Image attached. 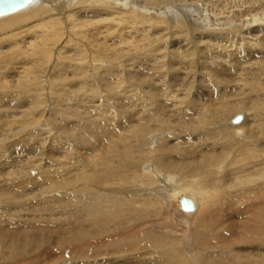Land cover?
Here are the masks:
<instances>
[{"label":"rangeland","instance_id":"1","mask_svg":"<svg viewBox=\"0 0 264 264\" xmlns=\"http://www.w3.org/2000/svg\"><path fill=\"white\" fill-rule=\"evenodd\" d=\"M176 1L172 0V2H170V3L168 2V4L165 3L166 5L162 6V8H160V10H159V12L161 13V16H159V15L154 16L151 14L149 15L151 17L153 16L154 18L157 17L156 21H160L161 22L160 25H159V23H156L154 21H153V23L155 25H152L151 23H149L150 21H148V22L146 21V23H147V24H145L146 28L143 27V24H139L136 27V30L133 29V30H135L136 33H130L131 35H129V32L127 33L128 35L125 36L127 38V40L124 43H122L123 41H121L118 38H115L116 40H112L111 44L115 43L114 44L115 46L117 44L116 42H119L118 43L119 46L117 45L116 47H114L112 45L113 46L112 50H115V52L118 49H121L120 52H119V50L116 52L117 56L109 54L110 56H109V58H107L103 54L100 55V53H98L97 50L93 51L94 46H91V44L87 45V42L85 40H83V41L79 40L80 44H79L78 48L81 50V52L84 50L86 51V49H87V52H86L87 54L85 53L87 55V57L85 55V59H86L85 62H87L89 64H91V63L97 64V65L94 64L95 65L94 69L92 68V69L83 70L81 68L80 69L77 68V67H80L77 65V64H79V62L77 60L81 59L80 58L81 52L79 53V51L77 50V47H74L71 50H69V49L64 50V52L62 51L61 53H62L63 57L66 56L65 55L66 51H68V52L70 51L72 58L67 59V60H65V58H64L63 59L64 61L62 60L59 64H57L58 66L56 64H54L55 66L52 69L51 68L49 69V71H48L49 73L46 72L45 77L43 75V73H44L43 70L46 67L45 65L43 66L44 69L42 68L41 71L38 70L40 66L37 64L36 65L31 64V66H30V64L27 65L26 68H27L28 72H30L33 69L36 70L37 75L36 76L34 75L35 80L33 81V84L31 81H29V82L23 84V86H19V82L22 79L17 80V78H15L16 73H18L17 71L20 70V69H18L17 71L15 70V68H17L16 65H9L8 67L4 65L3 68L2 67L0 68V72H1L0 73V79H1V81H0V117H1L0 122H2V123H0V193L1 192L3 193V191L6 190L5 193L7 195H9V196L4 195V197L0 196V199H1L0 202L2 201L0 203V264H90L91 262L88 260H92V259H96V261H95L96 264H98V262L103 263V264H115V263H117V264H154L155 261H153V260H155L157 257L154 253H151L150 255L148 254V255L140 258V257L135 256L136 251L134 253L133 252L131 253L129 251L126 252V250H128L129 248H119L118 250H116L117 248L115 249L112 246H107L110 244L113 245L112 240H115V239L119 240V239L124 238L123 239L124 241L131 243V240L134 241L135 238H139V237H141V239L145 240L146 241L145 243H147V242L152 243V241H156V242L162 241V245H163L162 249L163 250L168 251L170 253L176 251L178 253V255H180V256L183 254L185 259L187 260L186 261L187 264H196V262H195L196 258H198V255H200L202 253V250H201L200 246L198 245L199 242L201 241V238L198 235L196 236V233L194 232V230H196V229L194 228L195 226L193 227V225H191L190 226L191 228L190 229L188 228L187 230L183 227H180V226L177 228L176 227L177 222H175L176 221V217H175L176 215L173 216V214H171L170 211H167V210L164 211L162 214V216H164V217L161 216L159 219L155 218L157 221L154 220L153 215H150L149 217L144 218V219L143 218L141 219V217H139V220H138V218H132L130 214L127 216L125 215L126 217L123 216L124 218L122 217L121 219H119L117 221L109 223L108 228H110L111 230L107 228L106 229L107 232H104V233L103 232H97L96 230H94V228H92L90 226L89 223L84 222L83 220H82V222H81V220L80 221L78 220L79 216H77L78 215L77 211H80L81 208L78 210V209H75L71 204H69V206H70L69 210L70 211H68L66 213H64V212L61 213V212H57V209L59 208V204H54L55 206H50L48 199H47V198H49L48 195L50 196V194L45 193V192L40 193L39 192V190H41L40 188L38 189V187H33V186H32L33 187L32 188L30 185V184H33V183L29 182V179L31 178V176L30 177H27V176L29 175V171H31L29 169H31L32 166L29 167L27 164L21 163L22 161H25V159L28 160L27 157L25 156V154L29 155L30 157H36L37 154L42 153V154H40L41 158H42L41 155H43L41 163H42L43 167H46L47 169L53 167L54 165H55V167H57V169H58V167L62 166L59 169H68L66 175L68 176V174H69L71 176L74 174H78L81 171L83 173V168L87 167V170H88V167H89L88 171L91 170L90 171L91 174H90V172H88V175H92L93 174V170H92L93 167L91 168L92 165H87L88 164L87 161L91 160V158L92 159L93 158L94 159H101V156L103 157V155H102L103 151L105 150V148L107 146V142H106L107 139L106 138L108 137L109 140L112 139L114 142L116 141V143H121V138H124V140H127L124 143L129 144L128 146H133V150H135L136 152H139L141 155V156H139V154L138 155L136 154V157H139V161L140 160L141 161L139 162L140 167L135 169L139 174H141V173H143V170L144 169L146 170V168H149V166H152V168H154L153 166L156 164L157 160H158V162L160 160H161V162L165 161V158L162 157L163 155H167L168 156L167 158H169V156L176 158V156H177V154L175 152V151H177L176 149L181 150L182 148L184 149L185 147L190 148L186 141L180 140V138L187 135L186 133H182L181 127L184 126V123H180L176 120L177 118H179V116H177V113L175 110H173L171 108L169 109V107L165 106V103H164L165 102V100H164L165 94H163L162 89H164V91H166V93H168V94L177 95V93H178V95L180 96L179 97L177 95L178 98H181V96H183L182 94H184L187 91L192 90L194 93L198 90L199 91V92L197 91L199 93L198 95H201V96H199V99H197V100H199V102L203 106L205 105L206 108H210L209 109L210 111H214L216 113V117L214 118V120L211 124L212 126L209 125L207 127V128L213 129V131H218L219 129H221V126H223V124H226V125L228 124V127H231L230 121L235 119L239 115H243L244 109L247 106H248V108L250 106H252V104L248 98L251 94L249 95L247 89L245 91L244 89H241V88L246 87L247 82H248V84H250L249 83L251 81L250 80V72L257 73L256 72L257 69L253 68L252 65H250L251 67L249 66L250 68L248 67V65L247 66L244 65V67L242 68L243 70L239 71V73H241L242 75L240 77H237V78H239V81L238 80L236 81V78L231 80L229 77L228 83H227L226 82L227 78H224V81H223L221 79H217L218 77L214 76L215 78H212L209 75L212 72V70H211L212 66L208 65L207 60L202 59L203 55H202L201 51H203V50L207 51V49H205V46L210 45L211 38L213 36H214L215 40L212 39V41L214 40L215 42L222 45V40H220V39L218 40L217 38H219L221 35L227 34V36H229L230 33L232 34V31H230V30L233 29L234 26H236V25L240 26L242 24L246 31H247V29L249 30V28H251V26H252V28L250 30H252V29L258 30L260 28L264 29V21H262V20H264V17L263 18L261 17V16H264V12H263L264 11V0H207V1L206 0H188V1L187 0H178L177 3H176ZM186 4L188 6H186ZM168 5H169V7H168ZM176 8H177V10H176ZM185 8H186V10H185ZM147 11L153 12V9L149 8L148 10H146V12ZM216 12H217V14H216ZM260 13H262V14H260ZM254 15H256V17L259 18L257 24H253L251 22L252 21L251 16L253 17ZM207 16H208V18H207ZM162 17L164 18V20ZM196 17H197V19H196ZM232 17H234V18H232ZM206 18L208 21L206 20ZM215 18L220 23H218L215 20ZM219 18L222 20V22H221V20H219ZM204 19L207 22H205ZM224 19L228 20L230 22V23L229 22L227 23V25L230 26V27H227V29L225 28L226 26H224L225 24H223ZM179 21L183 25H181L179 23ZM231 21H232V23H231ZM249 23H250V25H249ZM95 25L97 26V24H95ZM108 26H111L112 29H115L112 23L107 24L105 27H108ZM173 26H175V27H173ZM222 26H224V28ZM139 27H140L141 32L139 31ZM166 27H168V28H166ZM243 27H242V29H243ZM119 28H121V26L117 27L116 30L121 31L122 28L121 29H119ZM228 28H229V30H228ZM112 29H111V31L113 32ZM148 29H150V30H148ZM151 30H154V31H151ZM166 30H168V31H166ZM216 30H218V32ZM226 30L228 33H226ZM161 31H163L162 32L163 34L159 33ZM219 31H221V32H219ZM142 32H143L144 36H142L143 35ZM147 32H149V33H147ZM201 32L202 33L204 32L203 34H205L207 32L208 33L203 35ZM213 32L216 34H214ZM114 34H115V32H114ZM154 35L156 36V38L154 37ZM161 35L163 38L161 37ZM190 36H192V37H190ZM113 37H111L110 40L114 39ZM131 37L133 38V40ZM128 38H131V39H128ZM137 40H139V41H137ZM184 40H187L188 42H190V44H188V45H185L183 43L181 44V42H183ZM200 40H201V42H200ZM133 42H138V43H133ZM204 42L206 43V45ZM120 43L122 45H120ZM199 43H200V46H199ZM217 43L214 44V42H212L211 46H213V45L217 46ZM75 44H76V40H75ZM201 44H204L205 46L201 45ZM85 45L87 46L86 49H85ZM123 45H125V46H123ZM141 45L143 47H141ZM145 45L147 46V48ZM138 46H140V47H138ZM153 47H155V48L153 49ZM65 48H67V47L65 46ZM143 48L145 49V51ZM198 49L200 52L197 51ZM155 50H157L156 51L157 53L155 52ZM224 50L225 49L223 48V51ZM126 52H128V53L126 54ZM161 52H163V53H161ZM191 52H193V53H191ZM210 52L212 53V52H217V51L216 50L214 51V49H212V50H209V53ZM75 53H78V54L76 55ZM88 53H90V54H88ZM179 53H181V54H179ZM139 54H141V55H139ZM200 55H202V56H200ZM113 56L116 58H114ZM137 56H139V57H137ZM192 56H194V58ZM195 57H197V58H195ZM95 58L98 61H95ZM137 58H139V59H137ZM133 59H134V61H133ZM159 59H160V61H159ZM163 59L165 60L166 64L164 63V61H162ZM193 59H195V60H193ZM117 60H118V63H117ZM112 61H114V63ZM129 61L132 63L134 62L135 64L133 63L134 65H131V63H128ZM147 61H148V63H147ZM263 61H264V58H261V59L259 58V60H256V61H255V59H253V61H252L253 63L252 62L251 63L252 64L255 63L254 64L255 67L259 66V65L262 66V65H264ZM110 62H111V65H110ZM143 62H145V63H143ZM203 62H206V63H203ZM107 63H108V65H107ZM198 63H199V65L197 66ZM116 64H118V65H116ZM148 64H149V66H148ZM61 65H64L65 68L60 69ZM101 65L105 66L106 68L102 67ZM153 65H154V67H153ZM156 65H157V67H156ZM19 66H22V65L19 64ZM97 66L99 67L100 71H98L99 69ZM158 66H160V67H158ZM9 67H10L11 71L7 70V69H9ZM107 67H109V69ZM111 67H113L114 69ZM141 67H142V69H141ZM208 67H210L209 70H208ZM110 68H111V71L112 70L113 71L110 74H108L110 72ZM245 68L246 69L248 68L247 69L248 71ZM102 69H106L107 71L106 70L104 71ZM122 70H123V75H122ZM154 71H156V72H154ZM182 71H183V73H182ZM186 71L191 72L190 75L192 77L190 79L184 77L185 76L184 72H186ZM261 71H262V69H261ZM39 72H41V73H39ZM91 72H92V74H91ZM95 72H97L98 74ZM201 72L206 73V74L202 75ZM148 73H150V74H148ZM163 73H164V75H163ZM181 73H182V75L179 78L178 75ZM219 73H220L219 77L229 76L228 71H222ZM246 73H248V74H246ZM245 74H246V77H245ZM19 75H22V74H19ZM165 76H167V77H165ZM241 77L245 78L244 80L246 81V83H245V81H242ZM192 79H193V81H192ZM164 80L168 82L167 84L170 87L169 90L164 88V86H165V85H163ZM14 81L17 83H15ZM139 81L140 82L143 81L140 83L141 86L139 85ZM222 81H223V83H221ZM12 82H13V84H11ZM194 82L198 83L197 87H196ZM206 82L209 85L206 84ZM29 83H31V84H29ZM113 83H116L117 85L113 84ZM155 83H156V85H154ZM192 83H193V85H192ZM2 84L5 86V88H4V86H2ZM239 84H241L240 89H239V87H240ZM261 84L264 86L263 83H261ZM190 85H192L191 88H190ZM206 86L210 91H208ZM204 88H206V89H204ZM133 90H135L138 93H136ZM200 90H201V92L207 91L208 93L202 94L200 92ZM214 90H216V91H214ZM90 91H92V92H90ZM107 91H109L110 93ZM120 93L123 94V97L121 96ZM124 93H126V94H124ZM216 93H219L220 95L222 94L221 97H220V95L217 94L218 97H220L222 99H219L216 101V99H215V98H217V97H215ZM242 93H244V94H242ZM32 95H33V97H31ZM98 95H101V96H98ZM139 95H140V97H139ZM148 95H149V97H147ZM159 95H162V96H159ZM96 96H97V98H96ZM102 96H105V97L103 98ZM132 96H133V98H132ZM29 97H31V98H29ZM125 97H126V100H125ZM162 97H164V98H162ZM98 98H100V99H98ZM131 98L133 99V101L130 100ZM160 98H162L163 100ZM96 99H97V101H96ZM145 99H147V100H145ZM33 100H35V101H33ZM108 100L109 101L112 100L111 106L109 105L110 103L107 102ZM139 100H140V102H139ZM143 100H145V101H143ZM157 100H159V102ZM37 101H39V103ZM147 101H149V102H147ZM242 101H244V103ZM245 101L246 102L248 101L249 104L246 103ZM41 102H42V104H41ZM105 102H107L109 104H107ZM119 102H120V104H118ZM31 103H32V105H31ZM34 103H35V105H33ZM37 103L39 106L37 105ZM89 103L93 104L94 106L92 105L93 107H91L90 106L91 104H89ZM101 103H102V106H101ZM259 103H261V102H259ZM244 104H245V106H244ZM74 105H76L78 107V109L77 108L74 109L75 108ZM85 105L88 107H86ZM113 105H115V107H114L115 109L112 108ZM159 105H161V107ZM34 106H37L39 108L34 107ZM41 106H42V108H41ZM69 106H70V109H68ZM116 106L118 109L116 108ZM96 107H98V108H96ZM102 107L105 109H103ZM143 107H144V109H143ZM235 108H236V110H235ZM248 108H246V109H248ZM79 109H81L83 111H81ZM98 109H101V110H98ZM109 109H110V111H109ZM221 109H223V110H221ZM242 109H243V111H242ZM246 109H245V111H247ZM72 110H74V111H72ZM191 110L194 111L195 109L191 108ZM78 111H80V112H78ZM93 111L96 113H94ZM100 111L103 112L102 117H101V114H97V112L99 113ZM104 111L106 113H104ZM165 111H168V113ZM236 111H237V113H236ZM90 112H92L91 115H90ZM107 112H109V114ZM221 112H222V114H221ZM252 112H254V111H252ZM26 113L28 114V116H31V119H30V117L26 116L27 115ZM147 113H149L151 115H149ZM193 113H190L191 116H189V114H188L189 119L187 122L191 121L190 119L194 115ZM169 114L171 116L173 114L174 116L171 117V116H169ZM230 114L231 115L233 114V115L230 116ZM262 114H264V112ZM262 114L260 115L261 116L260 119L264 120V115H262ZM165 115L168 117V120H167V117ZM83 116H85V117H83ZM127 116H128V118H127ZM152 116H155L156 118H154ZM157 116H158V118H157ZM160 116H162V117H160ZM176 116H177V118H176ZM145 117H146V119H145ZM169 117L172 119V122H170L171 119ZM5 118H6V120H5ZM106 118L108 119V121L110 120L111 122L110 121L108 122ZM194 118L198 119L199 117L195 116ZM19 119H22V120H19ZM155 119H157V120L159 119V120L158 121L156 120V123H155V121H154ZM252 119H255V118H252ZM16 120L19 121V122L17 121L19 124L21 123L20 126L16 122ZM164 120L167 122L169 121L170 124L168 125V123L165 122ZM13 121H14V123L16 122L15 124L17 126L13 127V129H12L11 125H15V124L11 123ZM24 121H26V122H24ZM27 121L28 122L30 121V122L28 123ZM31 121H36V122H34L36 126H34V124L30 125L31 123H33ZM94 121H95V123H94ZM119 121H120V124H119ZM138 122L140 125H143V126L145 125L146 127L148 125V127L151 129L149 133L145 134L144 136H142L140 138H137L134 135H132L133 130H134L133 128L136 125H139ZM260 122H263V121H260ZM23 123H24V127L26 129L23 127ZM144 123H147V124H144ZM159 123H161L163 125H160ZM174 124L177 126L179 125L178 126L179 129L176 126H175L176 128L173 127ZM165 125H167L165 128L166 132L163 129ZM168 126H170L169 132H168ZM20 127L22 130H20ZM83 127H84L85 131H84ZM160 127L162 129H160ZM216 127H219V128H216ZM23 128L25 129L24 133H23V130H24ZM157 128H159V129H157ZM173 128H175V129H173ZM246 128H247V126H246ZM93 129H95V130H93ZM107 129L109 131H107ZM152 129L155 130L156 133ZM176 129H177V131H175ZM70 130H71V132H70ZM157 130H159L158 133H160V134L157 133ZM67 131L72 136H70L68 133H66ZM163 131L165 134L162 133ZM3 132H5V133L3 134ZM173 132L174 133L177 132V133L173 134ZM13 133H14V135H13ZM18 133H20V134H18ZM166 133H167V135H166ZM30 134H31V136H30ZM73 134H74V136H73ZM103 134H106L107 136L105 137V135H103ZM150 134H153L151 136H154V137H155V135H157V137H155V139H153V140H151L152 138H150V139L146 138V140H145L144 137H147ZM177 134L179 136H182V137H179ZM193 134L194 135H192V136H196L197 133L195 132ZM2 135H3V137H2ZM67 135H69L70 137ZM158 135H160V136L166 135L167 137H169L168 141H170L169 143H171V146L169 147L170 149H167L168 151L167 150L162 151V149L160 151V149H159V148H161V144H160L161 141L160 140H163L165 137L164 136L160 137ZM124 136L128 139H125ZM192 136H189V137L191 138ZM69 138H71V139H69ZM83 140H86V141H83ZM112 140H110V141H112ZM197 140L198 139H196V137H192L189 140V143L191 141L196 142ZM131 141L135 142V144H132ZM155 142H156V144H155ZM177 142H178V144H177ZM75 143L80 144L81 147L79 145H76ZM21 144H22V146H21ZM83 144L84 145L85 144L91 145L90 147L91 148L93 147V148L91 149L89 146H88V148H85V147H83L84 146ZM68 145H70V146H68ZM145 145L146 146L148 145V147L145 148L146 147ZM173 145L176 146V147H174L176 149H172ZM19 146H21L22 148ZM139 146H140V148H139ZM153 147H154V149H153ZM148 148H150V151L153 154L151 152H149ZM155 148H156V150H155ZM144 150H145V152H144ZM152 150L153 151L155 150L156 152H153ZM90 152H91V154H90ZM92 152L95 153L96 155L95 154L93 155ZM144 153H146V154H144ZM86 154L88 156H86ZM143 154H144V157H143ZM66 156H67V158H66ZM85 156H86V158H85ZM141 157H142V159H140ZM158 157L160 159H158ZM148 159H150V160H148ZM169 159L173 160L171 158H169ZM118 160L119 159H117V160L115 159V161L117 163L119 162ZM92 161H94V160H92ZM146 161H147V163H146ZM149 161H151V162H149ZM67 163H69V164L66 165ZM98 163L96 165H98ZM140 163H143V164H140ZM35 164H37V163L35 162ZM70 164L72 166H70ZM26 166L29 168H27ZM70 167H71V169H70ZM98 167L100 168V170H99V168H97V171L94 170L93 175H95V173L97 174V172L103 170L100 165ZM53 169H55V168L53 167ZM72 169H74V170H72ZM118 170L120 171L121 169L119 168ZM135 170H133V171L136 172ZM161 170L162 169H160V170L157 169V172L159 174L161 173V175L164 176V178H167L168 180L170 179L171 176L175 175L173 173L167 172L164 168L162 171ZM128 174H132V172H129ZM164 174H166V175H164ZM68 177L66 178L67 180L70 178V177L69 178ZM11 179H14V180H11ZM141 179L142 178L140 177L138 181H141ZM23 180H24V182H23ZM5 181H7V182L5 183ZM20 183H22V185L18 186ZM4 185H6V186L4 187ZM91 185H93V186H91V188H88L89 191L88 190H86L87 192H85V191L81 192L80 191V193H78V195L79 194H80L79 196L85 195V197H87V196H89V192H90V194L93 193L92 195H96L95 197L92 196L91 201L93 200V201L99 202V200H100L99 195L105 196L104 195L105 193H103L104 191L99 190V187L102 189V188H105V186L103 184H98V183H96V184L94 183ZM19 189H23L24 191L19 190ZM31 189H33V190H31ZM123 189L130 191L131 187L125 186ZM134 189H137V188H134ZM139 189H140L139 192L137 191L138 194L136 196L134 195L136 197V199H138V200L144 199V198L146 199L149 196V195L147 196L144 194L146 192V190L143 189L142 187H139ZM97 190H99L100 192L98 191V193H97ZM10 191H11V193H10ZM25 191H27L30 196ZM36 192H37L38 196L36 195ZM24 193H25V196H24ZM53 193L55 194L57 192H53ZM133 194H134V190L130 195L129 194L127 195V199L129 198L128 200H131V199L133 200L134 196H131ZM138 195H140V197ZM137 197H139V198H137ZM150 197H152V196H150ZM44 198H46L45 203H44V200H45ZM12 199H14V200H12ZM82 199H85V198L82 197ZM5 200H7L6 201L7 203H9L8 205L5 202ZM171 201L174 202V200H171ZM165 202H166V200H165ZM4 204H5V206H4ZM37 204H40L42 206L41 207L42 209L45 208L48 211V213L43 212V214H42V211H44V210H42V211L36 210ZM74 204H78V203L75 202ZM20 207H24L26 209L23 208V210L21 212ZM46 207H48L49 209ZM38 208L40 209V207H38ZM242 208H244V206H239V209H235V208L232 209L234 211V214L232 213L233 212L232 210L230 212L228 211L226 214V217L223 219V225L227 226L226 225V223H227L228 224L227 227L230 228V230L233 229V231H235L234 229H236V231L234 233L246 236L249 233H246L245 231H243V229L240 230L242 224H239V223L249 222L248 220H249L250 216L245 215V213H243V212H246V211H243ZM181 210H182L181 208L180 209L178 208L179 212ZM235 210L239 211L240 214L238 212L235 213ZM38 212H41V213H38ZM229 213L230 214L232 213V215H228ZM129 216H130V218H129ZM120 222H121V224H120ZM133 222H135V223L133 224ZM153 222H154V225L152 226L151 224ZM147 223H150V226ZM73 225H75V226H73ZM110 225H111V227H110ZM147 225H148V227H147ZM232 225H234V226H232ZM114 226H115V229L113 228ZM215 227L217 228L220 226L215 225ZM156 228L158 231L156 230ZM228 228H226V230ZM79 229L81 231L83 229L85 230V234L87 235V238L84 237L83 240L76 242V244L75 243H73L72 245L67 244L68 246H66V244H64L62 242V240H64V238H66L65 236H67V233L75 231V230L79 231ZM152 229L153 230L155 229V230L153 231ZM122 230L124 231V234H122L123 233ZM220 230H221V228H220ZM172 231H175L179 234H177V233L173 234ZM90 232L92 234H90ZM111 232H115L116 234L111 233ZM129 232H131V234ZM117 233L118 234L120 233L119 236L117 235ZM103 234H105L104 237H103ZM121 234L123 237L121 236ZM221 234L223 236L230 235L229 233L224 234V232H222V230H221ZM202 235L205 237L204 234H202ZM253 235H254V233L247 236V237H249L248 239H251V237ZM256 235L258 236L259 232ZM91 237H93V239ZM119 237H121V238H119ZM126 237H128V238H126ZM131 237L132 238L135 237V238L132 239ZM195 237H197V238H195ZM258 237H261V239H258V240H260L259 242H257L258 240H255L256 241L255 246H252L251 248H247L246 244H251L248 242L244 243L245 245L241 244L240 246L238 244H236V248H232L233 252L234 253L237 252V254L239 252L238 255L240 256L241 259L243 258L242 261H247V260H244V258H246L248 256L256 257L257 252L254 251L256 246L260 245L261 248H259V250L264 251V232H261V235H259ZM129 238H131V239H129ZM198 238H200V239H198ZM95 239H96V241H95ZM100 239H102V240H100ZM109 239H112V240H109ZM26 241H28V244L26 246H24L22 248H21V246L18 247L19 245L23 244V242L25 243ZM82 241H84V242L86 241V242L84 243ZM99 241L101 243H102V241L103 242L105 241L104 243H107V241H108L109 244L107 243V244H104V246H103L102 245L103 243L101 244ZM79 243H80V246H79ZM85 244H86V246H85ZM98 244L99 245L101 244L102 248H101V245L98 246ZM125 245L130 246L129 244H125ZM81 246L84 248H82ZM158 246H160V244H158ZM105 247H107V248L105 249ZM111 247L113 250L111 249ZM124 249H126V250H124ZM150 249H154V248L150 247ZM211 249H214V248H211ZM109 253H111V254H109ZM114 254H116V255L114 256ZM202 254H205V253L203 252ZM103 257H105L106 259ZM232 261H235V260H232ZM182 263L184 264V262H182Z\"/></svg>","mask_w":264,"mask_h":264},{"label":"bare ground","instance_id":"2","mask_svg":"<svg viewBox=\"0 0 264 264\" xmlns=\"http://www.w3.org/2000/svg\"><path fill=\"white\" fill-rule=\"evenodd\" d=\"M177 1H176V3H177ZM168 2L170 3V2H172V0H34L32 2V4H30L29 6H27L23 10H21V11H19L17 13L11 14L9 16L0 18V68L1 67L3 68L4 65L7 66V67L9 65H16L17 68L14 67L15 70L16 71L18 69H20V70L17 71L18 73H16L15 78H17V80L22 79L19 82V86H23V84H25V83H27L29 81H31L32 84H33V81L35 80L34 79V75L35 76L37 75L35 69H33L30 72H28L27 68H26L27 65L30 64V66H31V64L32 65L33 64L34 65L37 64V65L40 66L39 69H38L40 71L43 68V66L45 65L46 66L45 69L43 68L44 69L43 70L44 71L43 75L45 77L46 76V72L49 73L48 72L49 69L50 68L52 69L55 66L54 64H56V65L59 64L64 58H65V60L72 58V55L70 54V51L69 52L66 51V54H65L66 56H64V57L62 56V53H61L62 51L64 52V50H67V49L71 50L72 48L77 47V50L79 51V53L81 52V50L78 48L79 44H80L79 40L80 41L85 40L87 42V45L91 44V46H94L93 47L94 48L93 51L97 50L98 53H100V55L103 54L107 58H109V56L111 54L117 56L116 52L118 50L120 52L121 49H118L115 52V50H112V48H113V46L116 47L119 42H116L117 44L115 46L114 45L115 43L112 42L113 44H111V41L112 40H116L115 38H118L121 41H123L122 43H124L127 40V38L125 37L126 35H128L127 33L129 32V35H131L130 33H136L135 30H136V27L139 24H143V27L146 28L145 27V24H147L146 21L147 22L150 21L149 23H151L152 25H155L153 23V21L156 22V23H159V25H160L161 22L160 21H156L157 17L154 18L152 16L153 17L152 18L149 15L151 14V15H154V16H157V15L161 16V13L159 12V10H160V8H162V6L168 4ZM187 4H186V6L189 5V4L188 5ZM168 7H169V5H168ZM149 8L153 9V12H150V11L146 12V10H148ZM176 10H177V8H176ZM185 10H186V8H185ZM216 14H217V12H216ZM260 14H262V13H260ZM261 17L263 18L264 16H261ZM207 18H208V16H207ZM207 18H206V20H207ZM220 18H219V20H221ZM232 18H234V17H232ZM251 18H252L251 22L253 24H257L258 23V19L259 18L256 17V15H254L253 17L251 16ZM196 19H197V17H196ZM163 20H164V18H163ZM215 20H216V18H215ZM204 21H205V19H204ZM207 21H205V22H207ZM262 21H264V20H262ZM221 22H222V20H221ZM228 22H229L228 20H225V19L223 20V24H225L224 26H226L225 27L226 29H227V27H230L229 25H227ZM109 23H112L115 29H112L111 26L105 27ZM179 23H180V21H179ZM218 23H220V22H218ZM231 23H232V21H231ZM95 24H97V26ZM181 25H183V24H181ZM249 25H250V23H249ZM119 26H121V28H122L121 31L116 30V28L119 27ZM224 26H222V27L224 28ZM241 26L243 27L242 24L240 26H238V25L234 26V28L230 30V31H232V34L230 33L229 36H227V34H226V35H221L219 38H217L218 40L219 39L222 40V45L214 41L215 40L214 36L211 38L210 45L205 46L206 45L205 42H204L205 45L201 44V45L205 46V49H207V51L206 50L201 51L203 56L200 55V56L203 57L202 59H205V60L208 61V65L209 66H212L211 67L212 72L209 75L212 78L218 77L217 79H221L223 81H224V78H227V81H226L227 83H228L229 77H230L231 80L236 78V81L237 80L239 81V78H237V77H240L242 75L241 73H239V71L243 70L242 68L244 67V65H246V66L248 65V67L250 65H252L253 68L257 69L256 70L257 73L250 72V80H251L249 82L250 84H248V82H247L246 87H243V88H241V84H239V86H240L239 89L241 88V89H244L245 91L247 89L249 95L251 94L248 98H249V100H250V102L252 104V106H250L251 108L250 107L248 108V106L246 107L251 112L248 109L245 108L247 111H245V109H244V114L243 115H239V116H241L243 118V120L241 121V124L239 123V125L238 124L235 125L233 123V120H234L233 119V120L230 121V126L231 127H228V124L227 125L223 124V126H221V129H219L218 131H213V129H210V128H207V127L209 125L212 126L211 124H212L214 118L216 117V113L214 111H210L209 110L210 108H206L205 105L203 106L199 102V100H197V99H199V96H201V95H198L199 91L197 89L196 90L198 92L196 91V92L193 93L192 90L185 92L184 94H182L183 96H181V98H178V96H179L178 93H177L178 96L177 95H172V94L166 93V91H164V89H162L163 90V94H165L164 95V97H165V99H164L165 100V102H164L165 106L169 107V109L171 108V109L175 110L176 113H177V116H179V118H177V116H176V118H177L176 120L178 122H180V123H184V126H183L184 128L181 127V129H182V133H186L187 135L183 136V137L179 136L178 134L177 135L179 137H182V138H180V140L181 141H186L190 148H186L185 147L184 149L182 148L181 150H179V149L174 148L176 146L173 145L172 149H176L177 151L179 150L178 152L175 151L176 154H177L176 158L169 156V158L173 159V160H170L169 158H167L168 157L167 155H163L162 157L165 158V161L161 162V160H160L158 162V160H157L156 164L153 166L154 168H152V166H149V168H146V170L145 169L143 170V173L139 174L135 169L140 167L139 166V162L141 160L139 161V157H136V154L137 155L139 154V156H141L140 153L136 152L135 150H133V146H128L129 144L124 143L125 141H127V140H124V138H121V143H116V141L114 142L112 139H110V140H112V141H110L109 138L107 137L106 138L107 139V141H106L107 142V146H106L105 150L103 151V154H102L103 157L101 156V159H94V158L92 159L91 158V160L87 161L88 162L87 165H92L91 168L93 167L92 168L93 174H94V170L97 171V168H99L98 167L99 165L101 166V168L103 170L97 172V174L95 173V175H93V174L92 175H88V172H90L91 170L88 171L89 167H88V170H87V167L85 166L86 168H83V173L81 171L80 173L74 174V175H71V176L68 174V176L70 178L66 175L68 169H59L62 166L58 167V169H57V167H55V165L53 166L55 169H53V167H51L49 169H47L46 167H43V165L41 163L43 155H41L42 158L40 157V154H42V153L39 152L40 154H37L36 157H30L29 155L25 154V156L27 157L28 160L25 159V161H22L21 163L22 164L23 163L27 164L29 167L32 166V168L29 169L31 171L28 170L29 171V175L27 176V177L31 176V178H30L31 180L29 179V182L33 183V184H30L31 187L33 186V187H38V189L40 188L42 190V191L39 190L40 193L41 192H45V193L50 194V196L47 194L48 197H49V198H47L48 202H49V205L50 206H55L54 204H59V208L57 209V212L66 213V212L70 211L69 210V207H70L69 204H71L75 209L79 210L81 208L80 211H77V214H78L77 216H79L78 217L79 219L76 216L75 217L79 221L81 220V222L83 220L84 222L89 223L90 226L92 228H94V230H96L97 232H103V233L107 232L106 229L109 227V223L117 221V220L121 219L125 215L127 216V215L130 214L132 218H138V220H139V217H141V219L142 218L144 219V218L149 217L150 215H153L154 220H156V219H159L162 216L164 211L167 210V211H170V213L173 214V216L176 215L175 216L176 217V221L175 222H177V224H176L177 228L180 226V227H183V228H185L187 230L188 228L189 229L191 228L190 227L191 225H193V227L195 226L194 228L196 230H194V232L196 233V236L198 235L201 238V241L199 242L198 245L200 246V248L202 250V253L203 252L205 253V254L201 253L200 255H198V258H196V261H195L196 264H264V251L259 250V248H261L260 245L256 246V248L254 250L255 252H257L256 253V257L248 256V257L244 258V260H247V261H242L243 258L241 259L240 256L238 255L239 252H238V254H237V252L234 253L233 249H232V248H236V244H238L240 246L241 244L245 245L244 243H246V242L251 243V244H246L247 248H251L252 246H255L256 245L255 244L256 243L255 240L261 239V237H258V236L261 235V232H264V132H263L264 131V123H263L264 120L260 119L261 118L260 115L264 112V86L261 84V83L264 84V67H263L264 65H262V66L259 65V66L255 67V65H254L255 63L252 64L253 63L252 62L253 59H255V61H256V60H259V58L260 59L264 58V29L260 28L258 30H253V29L250 30L252 28V26H251V28H249V30L247 29V31H246L244 29V27H243V29H244L243 30ZM173 27H175V26H173ZM121 28H119V29H121ZM166 28H168V27H166ZM111 29L113 30V32L111 31ZM133 29H135V30H133ZM148 30H150V29H148ZM228 30H229V28H228ZM139 31H140V27H139ZM151 31H154V30H151ZM166 31H168V30H166ZM216 31L218 32V30H216ZM114 32H115V34H114ZM149 32H147V33H149ZM162 32L163 31H161L159 33L163 34ZM219 32H221V31H219ZM207 33H205V34H207ZM226 33H228L227 30H226ZM142 34H143V32H142ZM205 34H203V35H205ZM214 34H216V33H214ZM142 36H144V34ZM111 37H113L114 39L110 40ZM154 37L156 38L155 35H154ZM161 37H162V35H161ZM190 37H192V36H190ZM131 38H128V39H131ZM212 39H214V40L212 41ZM75 40H76V44H75ZM132 40H133V38H132ZM137 41H139V40H137ZM200 42H201V40H200ZM212 42H214V44L217 43V46L216 45L211 46ZM133 43H138V42H133ZM182 43L185 44V45L190 44V42H188L187 40H184L183 42H181V44ZM120 45H122V44L120 43ZM65 46L67 48H65ZM123 46H125V45H123ZM199 46H200V43H199ZM86 47L87 46L85 45V49H86ZM138 47H140V46H138ZM141 47H143V46L141 45ZM146 48H147V46H146ZM154 48L155 47H153V49ZM223 48L225 49L224 51H223ZM212 49H214V51L216 50L217 52H212V53L210 52L209 53V50H212ZM157 50H155V52ZM144 51H145V49H144ZM197 51H199V49ZM86 52H87V49H86V51L85 50L82 51L81 52V56H80L81 59L77 60L79 62V64H77V65L80 66V67H77L78 69L81 68L83 70H87V69H92V68L94 69V67H95L94 64H96V63L89 64V63L85 62L86 61L85 55L87 54ZM127 53L128 52H126V54ZM161 53H163V52H161ZM191 53H193V52H191ZM75 54L77 55L78 53H75ZM88 54H90V53H88ZM179 54H181V53H179ZM139 55H141V54H139ZM86 57H87V55H86ZM137 57H139V56H137ZM192 57L194 58V56H192ZM114 58H116V57H114ZM195 58H197V57H195ZM137 59H139V58H137ZM193 60H195V59H193ZM95 61H98V60H96V58H95ZM133 61H134V59H133ZM159 61H160V59H159ZM162 61H164V63H165L164 59ZM112 62L114 63V61H112ZM117 63H118V60H117ZM128 63H131V65L135 64L134 62H133L134 63L133 64L130 61ZM143 63H145V62H143ZM147 63H148V61H147ZM203 63H206V62H203ZM19 64H21L22 66H19ZM107 65H108V63H107ZM110 65H111V62H110ZM116 65H118V64H116ZM198 65H199V63L197 64V66ZM148 66H149V64H148ZM60 67H61L60 69L65 68L64 65H61ZM102 67H105V66H102ZM153 67H154V65H153ZM156 67H157V65H156ZM158 67H160V66H158ZM107 68L109 69V67H107ZM111 68H113V67H111ZM111 68H110V72L109 73L107 72L108 74H110L113 71V70L111 71ZM98 69H99V67H98ZM141 69H142V67H141ZM209 69H210V67H208V70ZM261 69H262V71H261ZM7 70H10V67ZM102 70L105 71L106 69H102ZM98 71H100V69ZM156 71H154V72H156ZM187 71L184 72L185 73L184 77L190 79L192 77L190 75L191 72L189 71L190 72L189 73ZM222 71H228L229 76L219 77L220 76L219 72H222ZM39 73H41V72H39ZM95 73H97V72H95ZM182 73H183V71H182ZM182 73L179 74V75L177 74L179 76V78L182 75ZM19 74H22V75H19ZM91 74H92V72H91ZM148 74H150V73H148ZM204 74H206V73H202V75H204ZM246 74H248V73H246ZM246 74H245V77H246ZM122 75H123V70H122ZM163 75H164V73H163ZM165 77H167V76H165ZM241 78H242V81H245L244 80L245 78H243V77H241ZM0 81H1V79H0ZM192 81H193V79H192ZM223 81L221 83H223ZM141 82H143V81H141ZM141 82L139 81V85H140ZM15 83H17V82H15ZM167 83H168L167 81H165V80L163 81V85H165L164 88L169 90L170 87H169V85ZM194 83H195V85L197 87L198 83L197 82H194ZM245 83H246V81H245ZM11 84H13V82ZM29 84H31V83H29ZM113 84H116V83H113ZM206 84H208V83L206 82ZM154 85H156V83ZM192 85H193V83H192ZM192 85H190V88L192 87ZM2 86H4V85L2 84ZM4 88H5V86H4ZM206 88H207V86H206ZM206 88H204V89H206ZM133 91H135V90H133ZM208 91H210V90L208 89ZM214 91H216V90H214ZM90 92H92V91H90ZM107 92H109V91H107ZM200 92H201V90H200ZM136 93H138V92H136ZM201 93L205 94V93H208V92L207 91L206 92L202 91ZM124 94H126V93H124ZM217 94L220 95L219 93L215 94V97H217V98H215L216 101L219 100V99H222V98H220L222 96V94L220 95V97H218ZM242 94H244V93H242ZM98 96H101V95H98ZM121 96L123 97V94H121ZM159 96H162V95H159ZM31 97H33V95ZM31 97H29V98H31ZM102 97L104 98L105 96H102ZM139 97H140V95H139ZM147 97H149V95ZM164 97H162V98H164ZM96 98H97V96H96ZM132 98H133V96H132ZM132 98L130 99L131 101H133ZM162 98H160V99H162ZM98 99H100V98H98ZM125 100H126V97H125ZM145 100H147V99H145ZM145 100H143V101H145ZM33 101H35V100H33ZM96 101H97V99H96ZM111 101H109V100L107 101L110 104L107 103V102H105V103H107V104H109L111 106ZM157 101L159 102V100H157ZM37 102L39 103V101H37ZM139 102H140V100H139ZM147 102H149V101H147ZM242 102L244 103V101H242ZM259 102H261V103H259ZM38 103H37V105H38ZM246 103H248V101ZM41 104H42V102H41ZM89 104H91V103H89ZM118 104H120V102ZM31 105H32V103H31ZM33 105H35V103ZM92 105L93 104H91L90 106L93 107L94 105L93 106ZM161 105H159V106L161 107ZM74 106H75L74 109H76V108L78 109V107L76 105H74ZM88 106H86V107H88ZM101 106H102V103H101ZM244 106H245V104H244ZM34 107H37V106H34ZM114 107H115V105H113L112 108H114ZM37 108H39V107H37ZM41 108H42V106H41ZM96 108H98V107H96ZM116 108H117V106H116ZM191 108H193L195 110L192 111ZM68 109H70V106H69ZM103 109H105V108H103ZM143 109H144V107H143ZM79 110H81V109H79ZM98 110H101V109H98ZM221 110H223V109H221ZM235 110H236V108H235ZM72 111H74V110H72ZM81 111H83V110H81ZM109 111H110V109H109ZM242 111H243V109H242ZM252 111H254V112H252ZM78 112H80V111H78ZM165 112L168 113V111H165ZM91 113L92 112H90V115H91ZM94 113H96V112H94ZM102 113L103 112H101V111L99 113L97 112V114H101V117H102ZM104 113H106V112L104 111ZM107 113L109 114V112H107ZM190 113H193L194 115L191 117V119H190L191 121L187 122L188 119H189V116H191ZM236 113H237V111H236ZM147 114H149V113H147ZM170 114H169V116H171ZM188 114H189V116H188ZM221 114H222V112H221ZM149 115H151V114H149ZM232 115L230 114V116H232ZM262 115H264V114H262ZM26 116H28V114ZM155 116H152V117L156 118ZM172 116H174V115L172 114ZM195 116H198L199 118L195 119L194 118ZM28 117H30V119H31V116H28ZM83 117H85V116H83ZM160 117H162V116H160ZM127 118H128V116H127ZM157 118H158V116H157ZM252 118H255V119H252ZM145 119H146V117H145ZM5 120H6V118H5ZM19 120H22V119H19ZM156 120L157 119L154 120L155 123H156ZM167 120H168V117H167ZM17 121L18 120H16V122ZM107 121H108V119H107ZM260 121H263V122H260ZM24 122H26V121H24ZM31 122H33V123H31L30 125L34 124V126H36L35 123H34L36 121H31ZM165 122H167V121H165ZM170 122H172V119L170 120ZM0 123H2V122H0ZM11 123L15 124L14 121L11 122ZM94 123H95V121H94ZM167 123H168V125L170 124L169 121ZM119 124H120V121H119ZM138 124H139V122H138ZM144 124H147V123H144ZM159 124L163 125L161 123H159ZM20 125H21V123L19 124V126ZM11 126H12V129H13V127H15L17 125L15 124V125H11ZM166 126L167 125H165L164 128H163L164 131H165ZM175 126L178 128L179 125L177 126V125L174 124L173 127H175ZM246 126H247V128H246ZM23 127H24V123H23ZM84 127H83V129H84ZM169 127L170 126H168V132H169ZM175 128H173V129H175ZM216 128H219V127H216ZM25 129L23 130V133L25 132ZM133 129H132L133 130V134L132 135H134L137 138H140V137L144 136L145 134L149 133L150 130H151L148 127V125L146 127L145 125L143 126V125H140V124L136 125ZM157 129H159V128H157ZM160 129H162V128L160 127ZM20 130H22L21 127H20ZM93 130H95V129H93ZM68 131L66 133H68ZM84 131H85V129H84ZM107 131H109V130L107 129ZM153 131H155V130H153ZM164 131L162 133H164ZM175 131H177V129ZM70 132H71V130H70ZM158 132H159V130H157V133ZM195 132L197 133L196 136H192V135H194L193 133H195ZM4 133L5 132H3V134ZM14 133H13V135H14ZM155 133H156V131H155ZM176 133L173 132V134H176ZM18 134H20V133H18ZM158 134H160V133H158ZM69 135H67V136H69ZM103 135H105V137L107 136L106 134H103ZM151 135H153V134H150L149 136L144 137L145 140H146V138L147 139L152 138L151 140H153V139H155V137H157V135H155V137L151 136ZM166 135H167V133H166ZM166 135L165 136L163 135L165 138L164 139L162 138L163 140H160L161 141V143H160L161 144V148L158 147L160 149V151H161V149H162V151H166L167 149H170L169 147L171 146V143H169L170 142V141H168L169 137H167ZM30 136H31V134H30ZM70 136H72V135H70ZM73 136H74V134H73ZM158 136H160V135H158ZM163 136H160V137H163ZM189 136L196 137V139H198V140L196 142L191 141L189 143V140L192 138V137L190 138ZM2 137H3V135H2ZM69 139H71V138H69ZM125 139H128V138L125 137ZM83 141H86V140H83ZM131 142H132V144H135V142H133V141H131ZM155 144H156V142H155ZM177 144H178V142H177ZM76 145L80 146V144H76ZM21 146H22V144H21ZM21 146H19V147H21ZM68 146H70V145H68ZM88 146L90 147L91 145L85 144L83 147L88 148ZM147 147H148V145L145 148H147ZM139 148H140V146H139ZM148 149H149V152H151L150 148H148ZM153 149H154V147H153ZM155 150H156V148H155ZM155 150L154 151L152 150V151L156 152ZM144 152H145V150H144ZM90 154H91V152H90ZM94 154L95 153H93V155ZM144 154H146V153H144ZM144 154H143V157H144ZM86 156H88V155L86 154ZM86 156H85V158H86ZM66 158H67V156H66ZM115 159L116 160L119 159L118 160L119 162L117 163L115 161ZM140 159H142V157ZM158 159H160V158L158 157ZM92 160H94V161H92ZM148 160H150V159H148ZM35 162L37 164H35ZM149 162H151V161H149ZM97 163H98V165H96ZM146 163H147V161H146ZM68 164L69 163H67L66 165H68ZM140 164H143V163H140ZM70 166H72V165L70 164ZM29 167H27V168H29ZM119 168L121 169L120 171L118 170ZM163 168L167 172L173 173L175 175L171 176L169 180L167 178H164V176H162L161 173L159 174L157 172V169H159V170L162 169L163 170ZM70 169H71V167H70ZM72 170H74V169H72ZM99 170H100V168H99ZM133 170H135L136 172H134ZM129 172H132V174H128ZM90 174H91V172H90ZM65 175L69 178L68 180L66 179L67 177ZM164 175H166V174H164ZM140 177L142 179H141V181H138ZM11 180H14V179H11ZM6 182L7 181H5V183ZM23 182H24V180H23ZM94 183L95 184L96 183L103 184L105 186V188H102V189L99 187V190H103L104 191L103 193H105L104 194L105 196L99 195L100 196L99 202L98 201H93V200L91 201L92 196L93 197L96 196V195H92L93 193L90 194V192H89V196H87V197H85V195L84 196H79L80 194L78 195V193H80V191L81 192L82 191L87 192L86 190H88V188H91V186H93L91 184H94ZM20 185H22V183H20L18 186H20ZM5 186L6 185H4V187ZM125 186L126 187H131V190L127 191L126 189H123ZM139 187H142L143 189L146 190V192L144 193L145 195H147V196L149 195L146 199L145 198L144 199H139V200L136 199L135 196L138 194L137 191L139 192V190H140ZM134 188H137V189H134ZM19 190H23V189H19ZM31 190H33V189H31ZM99 190H97V193H98ZM133 190H134V194L131 195V196H134V195L135 196L133 197V200L132 199L128 200L129 198L127 199V195L128 194L130 195L133 192ZM5 192H6V190L3 191V193L1 192L2 194L0 193L1 194L0 196H2V197H4V195L6 196L7 194ZM25 192H27V191H25ZM53 192H57V193L54 194ZM10 193H11V191H10ZM28 195H29V193H28ZM36 195H37V192H36ZM7 196H9V195H7ZM24 196H25V193H24ZM138 196L140 197V195H138ZM150 196H152V197H150ZM82 197L85 198V199H82ZM139 197H137V198H139ZM182 198H188V199H191L193 201V203H194V211L193 212L188 213V212H184L182 210L180 212L178 211V208L179 209L181 208V204L180 203H181V199ZM44 199H45L44 200V203H45L46 202V198H44ZM164 199L166 200L167 203L165 202ZM7 200H5V202ZM12 200H14V199H12ZM171 200H174V202L171 201ZM75 202L78 203V204H74ZM8 204L9 203H7V205ZM4 206H5V204H4ZM36 206H37L36 210H38V211L44 210V211H42V214H43V212L44 213H48V211L45 208H43V209L41 208L42 206L40 204H37ZM239 206H244V208H242V210L246 211V212H243V213H245V215H249L250 216V218L248 220L249 222H241V223H239V224H242L240 230L243 229V231H245L246 233H249L246 236L234 233L236 231V229H234L235 231H233V229L230 230V228L227 227L228 226L227 223H226L227 226L223 225V219L226 217L227 212L228 211L230 212L234 208L235 209H239ZM38 207H40V209ZM23 208L24 207H20L21 212H22ZM46 208H48V207H46ZM24 209H26V208H24ZM236 212L239 213V211L235 210V213ZM38 213H41V212H38ZM232 213L234 214V211ZM232 213L231 214L229 213L228 215H232ZM162 217H164V216H162ZM129 218H130V216H129ZM121 222H120V224H121ZM134 223L135 222H133V224ZM147 224H149V226H150V223H147ZM111 225H110V227H111ZM151 225L153 226L154 222ZM215 225L220 226V227L216 228ZM73 226H75V225H73ZM232 226H234V225H232ZM147 227H148V225H147ZM225 227L228 228V229L226 230ZM113 228L115 229V226ZM220 228H221L222 232H224V234L229 233L230 235L223 236L221 234ZM108 229H110V228H108ZM156 230H157V228H156ZM258 232H259V235L257 236L256 234ZM111 233H115V232H111ZM129 233L131 234V232H129ZM172 233L175 234L177 232L172 231ZM252 233H254V235L251 237V239H248L249 237H247V236L251 235ZM90 234H92V233L90 232ZM119 234L117 233L118 236H119ZM122 234H124V231H123ZM122 234H121V236H122ZM177 234H179V233H177ZM202 234H204L205 237ZM104 235L105 234H103V237H104ZM65 237L66 238H64V240H62V242L64 244H66V246H68L70 244L72 245L73 243L76 244V242L83 240L84 237L87 238V235L85 234V230L84 229L82 231L79 229V231L75 230V231H72V232H68L67 236H65ZM91 238L93 239V237H91ZM119 238H121V237H119ZM126 238H128V237H126ZM131 238H129V239H131ZM133 238H135V237H133ZM195 238H197V237H195ZM200 238H198V239H200ZM102 239H100V240H102ZM123 239L124 238L119 239V240H117V239H115V240L109 239V240H112L113 245L110 244V245H107V246H112L115 249L117 248L116 250H118L119 248H129L128 250H126V249H124V250H126V252L129 251L131 253L132 252L134 253L136 251L135 252V256L136 257H140V258H142V257H144V256H146L148 254L150 255L151 253H154L157 256L156 259L153 260V261H155L154 264H183L182 262H184V264H185L186 261H187L185 259V257L183 256V254L180 256V255H178V253L176 251L170 253L168 251L163 250L162 249L163 248L162 241H157V242L156 241H152V243H148V242L145 243L146 241L141 239V237H139V238H135L134 241L131 240V243H129V242L124 241ZM95 241H96V239H95ZM259 241L260 240H258L257 242H259ZM82 242H84V241H82ZM104 242L102 241L103 244L101 242L100 243L103 246H104V244L108 243V241H107V243H104ZM80 243H79V246H80ZM27 244H28V241H26L25 243L23 242V244L19 245L18 247L21 246V248H22V247L26 246ZM125 244H129L130 246H127ZM158 244H160V246H158ZM100 245L98 244V246H100ZM102 245H101V248H102ZM85 246H86V244H85ZM112 247H111V249H112ZM150 247L154 248V249H150ZM82 248H84V247H82ZM106 248L107 247H105V249ZM211 248H214V249H211ZM109 254H111V253H109ZM115 255L116 254H114V256ZM103 258H105V257H103ZM232 260H235V261H232ZM88 261L91 262L90 264H94L96 259H92V260H88ZM98 264H103V263H99L98 262ZM115 264H117V263H115Z\"/></svg>","mask_w":264,"mask_h":264},{"label":"water","instance_id":"3","mask_svg":"<svg viewBox=\"0 0 264 264\" xmlns=\"http://www.w3.org/2000/svg\"><path fill=\"white\" fill-rule=\"evenodd\" d=\"M34 0H0V18L9 16L11 14L17 13L30 4H32ZM243 118L241 116H237L233 123L235 125L241 123ZM181 209L184 212L191 213L194 211V203L191 199L182 198L181 199Z\"/></svg>","mask_w":264,"mask_h":264}]
</instances>
